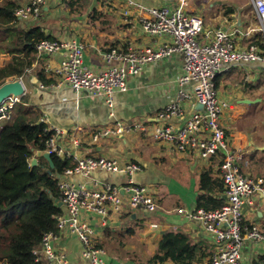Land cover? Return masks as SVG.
I'll use <instances>...</instances> for the list:
<instances>
[{
  "label": "crops",
  "instance_id": "obj_1",
  "mask_svg": "<svg viewBox=\"0 0 264 264\" xmlns=\"http://www.w3.org/2000/svg\"><path fill=\"white\" fill-rule=\"evenodd\" d=\"M69 1L49 0L40 15L22 20L20 27L28 30L40 26L53 38L79 40L84 45V61L94 70L106 66L103 54L111 48L140 52L146 48L158 50L172 42L169 35L152 36L147 33L142 19L150 15L151 7L172 6L176 0H74V10ZM192 1H189L188 9L204 17V29L199 37L201 42H206L216 29L229 33L237 49H247L264 39V29L252 0H237L229 7L207 14L202 7L193 6ZM0 54L7 59L1 67L11 60L12 55ZM65 58L64 51L37 56L35 63L21 77L26 87L23 97L27 102L24 104L40 114L41 118H47L50 126L61 130L57 140L72 160L74 156L90 155L140 164L142 171L136 174L135 180L152 187L159 203L154 212L131 210L111 226H102L98 218L87 216L97 234V241L107 252L108 264H148L147 260L167 231L182 232L199 245L201 259L192 264L208 261L216 250L215 241L203 224L187 214L197 210L200 173L212 168L218 176L222 158L204 159L198 154L177 151L168 141L154 140L151 135L141 132H127L102 138L98 142L91 138L93 131L116 120L123 123L143 122L152 131L157 124L168 123L160 117L163 109L176 99L181 89L186 92L192 90L191 84L182 86L179 83L183 55L172 53L145 63L140 72L129 79L128 89L115 93L113 115L102 98L87 91L75 92L64 82L59 69ZM222 74L218 85H215L219 99L226 103L220 122L232 148L244 153V170L253 175L254 166L259 160L264 161V122L261 123L260 118L264 116V60L236 64ZM182 105L185 109L183 114L171 121L175 127L187 121L197 103L191 100V103L185 101ZM254 106L260 110H251ZM6 124H0V129ZM41 154L40 151L35 152L38 162L43 157ZM256 178L264 180V176ZM124 179L118 174L111 176L104 170L73 178L78 183L92 186ZM257 196L258 199L253 198L252 203H245L243 223L246 226L258 223L264 228V197L262 194ZM178 208L184 212H178ZM141 232V241L149 244L146 250V244L143 247L134 245L139 242ZM133 235L137 240L125 241ZM149 239L153 242L150 243ZM54 248L65 255L69 264H83V244L76 235L60 233L54 240ZM140 250L141 257H137ZM262 253L264 245L250 241L242 250L245 261L253 260ZM42 262L56 264L44 256Z\"/></svg>",
  "mask_w": 264,
  "mask_h": 264
},
{
  "label": "built area",
  "instance_id": "obj_2",
  "mask_svg": "<svg viewBox=\"0 0 264 264\" xmlns=\"http://www.w3.org/2000/svg\"><path fill=\"white\" fill-rule=\"evenodd\" d=\"M49 0H20L15 14L22 21L42 13ZM190 0H176L172 6H158L149 9L150 15L142 19L147 33L152 36L169 35L170 44L153 50L146 48L140 52H125L111 48L103 54L106 66L94 70L84 61V45L75 38H46L37 46L38 55L64 51L66 58L59 72L63 80L75 92L87 91L102 98L115 112L114 95L128 89V81L138 74L142 66L152 60L181 53L184 59L183 72L179 78L182 86L192 85L191 92L181 89L176 99L168 104L160 114L168 121L157 124L150 134L159 141L173 142L178 151L198 154L204 159L222 156L220 174L225 185V201L219 208L212 210L197 209L187 216L204 225L213 237L216 250L208 261L202 264H260L255 258L245 261L242 250L248 241L264 245V228L258 223L244 225V206L252 203L253 196L264 197V180L254 178L244 170V153L233 149L220 117L226 105L222 102L215 88L216 78L236 64L253 60H264L259 46L251 44L247 49H237L229 33L216 29L206 42L199 40L204 29V17L188 9ZM264 29V0H252ZM22 97L0 103V120H13L14 106ZM194 100L201 103L202 110L195 108L187 121L175 127L171 121L180 117L185 110L183 102ZM193 104V103H192ZM47 124L46 130L53 131L46 151L62 157L69 154L57 140L61 130L50 126L47 118H41ZM4 124V122H0ZM102 130L92 132V140L124 134L127 132L147 133L148 127L143 122L123 123L114 121ZM104 170L123 176L124 181H106L99 186L78 183L75 176H88L93 171ZM142 171L140 164L134 161H121L103 156H74V165L61 175L59 185L65 212L58 217L60 233L76 235L83 244V264H108L107 252L98 245L97 234L90 225L87 216L98 218L102 226H111L131 210L154 212L159 207L156 193L152 187L138 183L137 173ZM178 212L183 213L182 208ZM58 238L50 233L43 239L34 264H43L42 257L54 260L56 264H69L63 253L54 248Z\"/></svg>",
  "mask_w": 264,
  "mask_h": 264
},
{
  "label": "trees",
  "instance_id": "obj_3",
  "mask_svg": "<svg viewBox=\"0 0 264 264\" xmlns=\"http://www.w3.org/2000/svg\"><path fill=\"white\" fill-rule=\"evenodd\" d=\"M19 3L20 0H0V53L12 55L11 60L0 67V86L8 79L23 77L36 61L37 44L53 38L40 26L28 30L20 27L21 20L15 14ZM74 3V0L69 1L73 10ZM258 42L255 43L264 53V39ZM222 76L216 78V86ZM25 102L26 98L22 97L14 106L13 120L0 129V264H34L35 252L41 248L44 237L50 233L59 236L58 217L65 209L57 203L62 194L56 173L63 175L74 165L73 158L57 153L52 154L54 168L45 157L35 166L31 165L36 151L48 149L53 131L46 130L47 124L41 121V115ZM224 193L221 174L215 175L212 168L203 170L197 209L221 207ZM98 245L104 247L100 242ZM200 254L199 245L188 235L167 231L147 262L192 264ZM256 260L264 264V253Z\"/></svg>",
  "mask_w": 264,
  "mask_h": 264
},
{
  "label": "rangeland",
  "instance_id": "obj_4",
  "mask_svg": "<svg viewBox=\"0 0 264 264\" xmlns=\"http://www.w3.org/2000/svg\"><path fill=\"white\" fill-rule=\"evenodd\" d=\"M245 1H247V0H245ZM192 2H193V6H200V7H202V10L204 11V13L206 11V14H207V12L208 13L209 12L210 13H213V12H217L219 9H224L225 7H229V5H231L232 2L236 3L237 0H193ZM197 9H198V7H197ZM247 9H249V5H248V8ZM1 36H3V35H1ZM5 61H7L6 57H4V56H2L0 54V65L3 64ZM10 101H12V100L11 99L6 100L4 104L9 103ZM255 101L257 102L258 101V98H256ZM251 110H260V109L257 106H254V107L251 108ZM260 118H261V123H263L264 121L262 120V118H264V116H260ZM3 122H4V124H6L8 122V120L4 119ZM114 125L115 124H111L110 126L113 127ZM260 128L263 129L262 127H260ZM102 129H104V128H100L99 130H102ZM151 133H152V129H149L148 132H147V134L150 135ZM169 143H171V144H169L170 146H174V148H176V150L178 151L176 145L173 142H169ZM256 165L257 166H254V170H252L253 177L254 176H256V177H260V176L263 177L264 176V161L259 160V162ZM246 173H248V172L246 171ZM256 177H254V178H256ZM253 197L255 199H258V196H253ZM141 234H142V232L139 234V237H138L139 242L138 243H134V245L135 246L136 245H141L143 247V245L146 244V248H145V250H146L147 249V246H149V244L148 243H143V241H141V239L143 238V236H141ZM130 239L131 240H137V237L135 235H133V236H130L129 238H126L125 241H128L129 242ZM149 241H150V243H152L153 242V239L152 240L149 239ZM134 245H132V249L135 248ZM142 250L139 251V253H138L139 256H137V257H141ZM134 252H135V250L132 253H134ZM121 255L124 256V254H122V253H121Z\"/></svg>",
  "mask_w": 264,
  "mask_h": 264
},
{
  "label": "water",
  "instance_id": "obj_5",
  "mask_svg": "<svg viewBox=\"0 0 264 264\" xmlns=\"http://www.w3.org/2000/svg\"><path fill=\"white\" fill-rule=\"evenodd\" d=\"M26 93V87H25V83L23 81V78H16L14 80H9L6 81L4 84H2L0 86V103H2L4 100L12 97V98H16V97H23ZM203 105L201 103H197L196 108L202 110L203 109ZM43 157H45L49 163H50V167L54 168V163L52 160V154L48 151H43L41 154ZM38 163V158H33L31 160V165L35 166ZM111 174V176H116L117 174L109 172ZM56 176L58 179H60L61 175L60 173H56ZM57 203L59 206L64 207V204L62 202V200H57Z\"/></svg>",
  "mask_w": 264,
  "mask_h": 264
}]
</instances>
